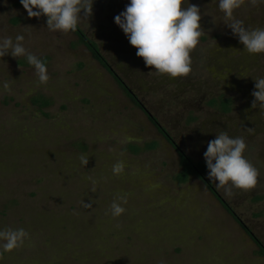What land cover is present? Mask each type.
Listing matches in <instances>:
<instances>
[{"label":"rangeland","instance_id":"374dc122","mask_svg":"<svg viewBox=\"0 0 264 264\" xmlns=\"http://www.w3.org/2000/svg\"><path fill=\"white\" fill-rule=\"evenodd\" d=\"M129 3L93 0L92 15L79 24L195 160L205 159L221 131L245 139L258 184L232 195L219 191L264 241V109L251 106L264 53L244 50L219 0H185L183 7L200 8L204 33L191 53L192 71L181 78L158 74L115 23ZM234 17L249 29L264 28V3L246 0ZM46 21L28 17L20 0H0V41L23 35L49 76L40 83L27 55L13 58L9 50L0 58V230L30 234L0 264H264L255 242L200 179L175 182L181 168L175 149L78 37L51 31ZM38 95L52 104H33ZM221 96L233 100L230 113L207 104ZM151 141L159 148L127 150ZM118 161L124 172L114 175ZM114 200L126 209L115 218Z\"/></svg>","mask_w":264,"mask_h":264},{"label":"clouds","instance_id":"9594fccd","mask_svg":"<svg viewBox=\"0 0 264 264\" xmlns=\"http://www.w3.org/2000/svg\"><path fill=\"white\" fill-rule=\"evenodd\" d=\"M246 0H219L218 8L224 13L225 24L238 36L244 50L249 54L264 53V28L249 29L242 20L234 17V11L240 9ZM252 6L264 3V0H248ZM28 17H47V27L51 31L62 33L75 32L82 18H88L93 12V0H20ZM185 0H130L126 9L115 16V23L128 37L131 46L137 49L136 55L144 60L145 65L158 74L171 78L187 77L192 71L191 53L200 44L204 34L201 28L200 8L189 4L183 7ZM34 9H36L34 11ZM83 12V17L81 13ZM0 41V58L10 54L13 58L27 55V61L34 66L40 83L49 79L46 63L36 55L27 52L23 46L24 36L17 35ZM252 96V108L257 105L264 109V78L255 79ZM5 89L9 83H4ZM251 132V129L249 128ZM247 148L243 137H230L221 131L209 141L204 158L209 179L217 189H224L226 195H232V189L248 191L258 184L260 173L245 157ZM84 165L86 156L81 157ZM123 161L113 165V174L124 172ZM218 182V183H217ZM117 200L126 204L127 200ZM114 200L110 205L112 216L118 217L126 209ZM87 206H91L88 204ZM30 234L23 228L0 230V258L23 246Z\"/></svg>","mask_w":264,"mask_h":264},{"label":"trees","instance_id":"16d2710c","mask_svg":"<svg viewBox=\"0 0 264 264\" xmlns=\"http://www.w3.org/2000/svg\"><path fill=\"white\" fill-rule=\"evenodd\" d=\"M91 52L93 58L97 60L115 79L119 87L130 98L131 102L140 108L156 127L158 132L165 138V140L175 149L180 158V170L174 175V180L180 185L188 184L194 178L200 179L209 191L221 202L225 210L240 224L248 236L255 242L258 247V255L264 257V241L255 233V231L248 225L241 215L237 212L234 206L227 201L224 196L217 189L214 182L209 179L208 168L205 159L195 160L182 147V145L175 139L170 130L160 121V119L152 113L147 105L143 102L141 97L128 84L125 78L117 71L110 60L107 58L99 42L92 38L89 33L79 24L75 32H73ZM33 104L45 109L52 104V100L38 95L32 98ZM210 107L217 108L223 113H230L233 110V100L227 97L212 98L207 103ZM159 148L157 141L146 142L143 145L129 144L127 150L133 154H140L145 151H153Z\"/></svg>","mask_w":264,"mask_h":264}]
</instances>
